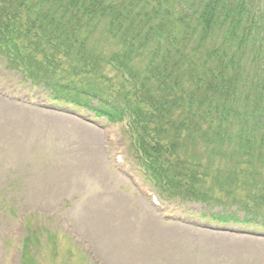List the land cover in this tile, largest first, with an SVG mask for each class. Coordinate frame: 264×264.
<instances>
[{"label":"trees","instance_id":"16d2710c","mask_svg":"<svg viewBox=\"0 0 264 264\" xmlns=\"http://www.w3.org/2000/svg\"><path fill=\"white\" fill-rule=\"evenodd\" d=\"M258 1L0 0V60L56 100L128 119L160 190L264 221ZM37 233L23 264H36Z\"/></svg>","mask_w":264,"mask_h":264},{"label":"rangeland","instance_id":"374dc122","mask_svg":"<svg viewBox=\"0 0 264 264\" xmlns=\"http://www.w3.org/2000/svg\"><path fill=\"white\" fill-rule=\"evenodd\" d=\"M4 67L0 60V264H23L33 228L36 264H264V221H246L232 203L162 193L128 119L57 107Z\"/></svg>","mask_w":264,"mask_h":264}]
</instances>
